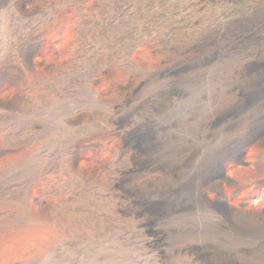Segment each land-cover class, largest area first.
Listing matches in <instances>:
<instances>
[{"label": "rangeland", "instance_id": "1", "mask_svg": "<svg viewBox=\"0 0 264 264\" xmlns=\"http://www.w3.org/2000/svg\"><path fill=\"white\" fill-rule=\"evenodd\" d=\"M54 1L0 0V68L19 74L15 82L3 83L0 90V264H110L112 246L122 240L109 239V232L126 229L132 232L135 242L146 243L156 231L155 226L148 224L150 208L166 204L171 211L169 227L187 225L197 229L201 237V232L206 234L201 243L195 244L197 249L229 253L230 260L238 264H264V244L249 234L247 225H239L227 209L229 205L234 212H264V144H246L238 157L226 159L223 174L234 180L235 185L223 186L222 206L210 192L208 200L220 207L206 208L196 193L204 168L227 140L221 129L204 133V121L216 113L222 116L221 109L226 104L236 103L239 89L245 92L247 103L261 104L257 108L252 105L242 115L264 116V81L259 80L264 76V58H257L248 67L213 65L200 86L183 87L178 98L168 97V89L162 82L149 84L133 95L126 112L118 118L132 120L140 127L152 126L156 145L160 147L153 157L156 167L167 166L177 172L158 174L155 169L145 180L144 176H136V182L145 183L142 186L145 191L140 184L139 192L150 204L142 214L145 216H137L134 210H116L114 206L124 201L114 192L102 196L110 207L108 226H94L78 217L68 219L62 206L71 200L73 191L65 186L69 177L60 169L66 154L73 147L79 148L85 134H91L97 142L75 159L83 177L99 181L103 178L99 176L105 175L108 180L117 176L119 167H131L132 163L134 147L130 141L134 142L128 137L134 129L116 128L108 105L126 97L138 78L116 68L90 81V92L106 104L98 109L79 87V63L83 54L91 51L82 15L92 3L97 2L107 12H102L103 20L108 19L132 40L127 60L140 71L162 67L168 53L165 42L182 35L200 37L216 28L233 27L250 13L264 10V0H78L79 6L77 3L61 7L55 6ZM108 9L113 11L111 17ZM41 30L42 47L34 50ZM259 36L264 46V31ZM24 45L29 47L27 71L20 68ZM51 62L64 70L49 69ZM89 65L94 67V62L89 60ZM31 75L40 76L43 83L36 85ZM164 95L169 103L162 99ZM188 113L193 115V123L176 131L174 124ZM34 124L39 127L36 136L32 134ZM33 155L37 157L33 159ZM32 161L40 166L52 163L56 170L38 177L27 190L25 208L30 221L19 226L12 218L18 212V178L28 175ZM106 180L102 179V183L106 184ZM230 237L235 240H227ZM51 251L54 259L44 263ZM182 260L184 264H201L189 255H183ZM143 264L164 263L148 255Z\"/></svg>", "mask_w": 264, "mask_h": 264}, {"label": "bare ground", "instance_id": "2", "mask_svg": "<svg viewBox=\"0 0 264 264\" xmlns=\"http://www.w3.org/2000/svg\"><path fill=\"white\" fill-rule=\"evenodd\" d=\"M77 3L78 0L54 1L55 6L60 7L68 4L77 5ZM17 4L20 7L21 1H18ZM79 4L80 3H78L77 6H79ZM97 4V2L96 4L94 2L90 6L88 5L89 7L82 15L83 30L86 32L91 51H89L90 54L84 53L79 63V87L88 101L95 104L98 109L99 107L106 106V104L95 94L90 92L88 88V83L90 81L103 77L116 68L127 73L129 77L138 78L137 84L129 90V94L126 97L118 103H111L108 105L112 122H114L116 128L127 126L129 130H132V128L134 129V132L128 137L129 139H133L134 142L132 143L130 141V145L134 147L132 163L131 167H119L117 176L111 177L108 180L105 179V175L99 176L103 177L99 179L101 182L97 181V178L89 179L83 177L80 168L75 164V159L81 151L91 148L97 142L96 139H93L94 136L92 137L91 134H85L79 148L76 149L73 147L68 154H66L63 165L60 169L65 174H68L69 178L68 182H65V186L69 187V189L72 188L70 190L73 191L71 200L67 201L62 206L63 211H65L63 212V215L65 216L66 213V217H70L68 218L70 220L71 218L74 220L77 217L82 220H88L94 226H108L109 220L107 210H109L110 207L103 202L102 196L113 195L114 192H118L120 198L123 199L124 204L120 202L118 206H114L116 210H134L137 216H145L142 214L148 211V205L150 204L146 201L148 199L139 192V185L142 184V187L145 183L140 181L136 182V180H134L136 179V176H144L145 180L150 173L156 172L155 169L159 170L157 172L158 174L159 172L172 175L177 173L175 170H172L167 166L156 167L158 165L156 164V161L153 160V157L160 147H157L156 145L155 135L152 131L154 129L152 126L140 127L136 126V122L132 120H129L130 122H128L118 118L126 112V106L131 102L133 95L137 91L144 90L149 84L162 82L164 87L168 89V97L172 96L173 98H178L182 96L183 87L200 86L201 81H203L210 72L208 68L213 65L225 63L230 65L239 64L248 67L251 66L252 62L257 58H264V46L261 45V36H259L260 31H264V10L250 13L244 21L239 22L233 27L210 30L205 36L191 37L190 35H182L169 42L167 41V43L165 42V46L168 53L162 67L159 69H143L138 71V69L127 60L132 40L128 36H125L119 28L120 31L117 27H114L108 19V21L106 19V21L103 20L104 17L102 19V16L104 15L101 16V14L106 11H102L103 8L100 4ZM108 11V15L111 17L113 11L112 9H108ZM36 39L37 42L34 43L35 45H33V49L40 50L43 41L42 30L40 33L38 32ZM28 51L29 47L24 45L20 55V68L24 71H27L30 68L29 63L27 62ZM89 60L94 62V67L89 65ZM48 68L59 71L64 70L63 67L57 65L55 62L49 63ZM245 74L248 77L247 69H245ZM18 76L19 74L17 72L4 71V68H0V90L3 83H13ZM31 77L36 85L43 83V79H41L40 76L31 75ZM259 80L264 81V76L260 77ZM242 91L243 90L241 89L237 90L235 95L236 103H228L223 107L224 109H221L223 110L221 112L223 113L222 116L216 113L212 117L207 118L203 124L204 133L207 134L217 129H221L226 132L227 137L226 143H223L220 152L216 154L210 163L208 162L204 168L203 175L199 180L196 191L201 200L200 202H202L206 208L211 210H216V207L218 208L219 205L214 204L212 200H208L207 194L212 192L214 194L213 200L219 202L220 206H222V203H224V198L221 195L223 186L235 185L234 180L223 174V166L226 159L238 157L246 144L254 142L264 144V116L242 115V113L252 105L255 106L254 108H257L260 107L261 104L247 103L245 100L246 95H244L245 92ZM249 98H251V96ZM162 99L166 102L168 101V103L170 102L166 95H164ZM158 105L160 106V104ZM193 121V115L188 113L180 123L174 124L176 127L175 130L180 131L186 125L191 126ZM38 129V124H34L32 132L33 136H36ZM162 149L163 147L161 150ZM35 156L36 155H33L32 158L35 159ZM39 164L35 162H33V165L32 163L31 165L29 164L31 167L28 175L25 174L23 178L21 177L22 180L21 178H18L20 179L17 188L18 212L14 213L12 218L17 221L19 226L26 225L30 221L25 208V194L27 190L36 182L38 177H43L49 172L56 170V167L51 165L52 163H43L41 166ZM15 168H18V164ZM102 179L106 180V184L102 183ZM126 180L130 182L127 183ZM98 187L101 188L98 190ZM124 188H126V190ZM142 189L144 190L143 187ZM144 195H147L146 192ZM166 205H160L158 208L154 205L153 208H150L152 215L148 219V224L155 226L156 231L152 238L146 243L135 242L136 239H132V232L126 229H117L109 232V239L113 240V238H116L114 242H116V240L118 241V239L122 240L121 243H115V245L112 246L113 250L110 253V264H143L144 259L147 258L148 255L158 257L164 264H184V261L182 260L183 255L194 257L195 259L200 260L201 264H238L237 262L230 260L228 257L229 253L217 252L212 248H204L203 250L197 249L196 247L198 244L196 246L195 244L201 243L203 236H206V234L203 235L204 233L201 232V230L199 231L202 233V237L200 233L196 231L197 229L195 230L191 227L188 228L187 225L184 228L169 227V217H171L169 212L171 211ZM174 209H176V207ZM227 209L232 212L231 214H233L236 222L238 221L240 223L239 225H247V228H249L248 231L251 232L249 233L247 230L246 231L249 234L252 233L255 240L257 238V241L264 244V212L254 214L246 213L243 210L234 212L229 205ZM75 211H81V213H76ZM228 224L226 226H228ZM237 227L240 226L237 225ZM237 230L239 231L240 228ZM207 231L210 233L209 230ZM240 233L243 234L242 232ZM227 240L235 239H231L230 237V239ZM228 243L232 242L228 241ZM234 243L236 244V242ZM47 256L49 257L44 263H49L54 259L53 251L48 253L46 257Z\"/></svg>", "mask_w": 264, "mask_h": 264}]
</instances>
